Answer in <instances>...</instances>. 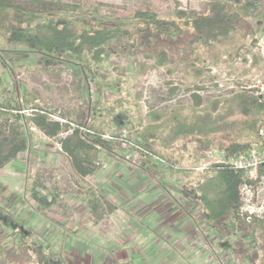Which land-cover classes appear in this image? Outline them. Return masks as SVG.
<instances>
[{
    "label": "rangeland",
    "instance_id": "obj_1",
    "mask_svg": "<svg viewBox=\"0 0 264 264\" xmlns=\"http://www.w3.org/2000/svg\"><path fill=\"white\" fill-rule=\"evenodd\" d=\"M68 1L114 6L124 20L137 10L170 16L177 9L205 10L211 2ZM256 1L264 7V0ZM40 19L0 9V107L8 110L3 119L9 123L20 115L28 139L27 149L0 169V248L7 251L6 261L264 264L258 247L261 232L240 220L245 216L241 211L237 216L230 214L224 220L209 222L201 196V181L214 175L211 166L222 165L225 160L220 152L210 159L206 151L224 149L232 141L243 139L248 129L249 117L233 95L246 90L257 97L255 91L264 85V55L257 48L258 38H264V17L245 18L252 31L242 43L222 46L218 59L204 50L199 60L188 43L164 41L150 48L134 40L110 50L99 69L86 61L48 55L22 38L21 25ZM35 95L38 98L34 100L31 96ZM116 100L121 103L116 109L119 120L104 127L105 133L113 136L108 139L112 148L102 151L103 166L92 176L81 177L74 171L59 143L65 133L51 138L31 120L38 113L32 110L33 105L38 104V110L53 114L50 119L74 128L77 110L81 109L89 122ZM213 104L217 116H203L215 131L211 146L194 133L178 137L169 133L179 107L204 111ZM149 126L158 129L159 140L164 139L166 145L147 143L143 154L130 141L137 130ZM257 138L251 147L262 148ZM163 148L176 154L179 168L193 170L203 161L209 168L205 172L193 170L185 177L150 151L164 152ZM255 184L253 203L264 216V178L259 175ZM34 191L54 199L52 206L46 208L36 202ZM111 205L116 208L110 215ZM97 213L106 216L98 221Z\"/></svg>",
    "mask_w": 264,
    "mask_h": 264
},
{
    "label": "trees",
    "instance_id": "obj_2",
    "mask_svg": "<svg viewBox=\"0 0 264 264\" xmlns=\"http://www.w3.org/2000/svg\"><path fill=\"white\" fill-rule=\"evenodd\" d=\"M0 9H12L22 15L41 16L40 20L21 25L22 38L48 55L62 56L63 59L79 63L86 61V64L96 69L103 67L110 50H118L134 40L150 48L164 41L176 45L188 43L199 60L204 50L218 59L222 46L227 43L232 46L242 43L252 31L250 21L245 18L264 17V7H259L256 0H211L205 10L177 9L170 16L137 10L127 20L118 17L114 6L85 5L68 0H0ZM29 97H26L27 101ZM31 98L35 100L38 97L35 95ZM232 98L239 103L243 114L249 117V130L244 131L243 135L240 133L243 139L234 140L224 148L228 158L247 152L259 140L257 131L264 124V105L250 91H238ZM33 106L37 109L39 105ZM120 106L119 100L110 103L103 114H96L89 122L84 120L82 110H77L73 116L74 128L59 120L50 119L51 113H39L41 110L38 109L31 120L51 138L65 133L59 139L61 148L69 156L76 174L86 177L95 174L103 166L102 151L112 148V141L104 137V127L107 123L119 120L116 109ZM212 107L204 111H197L193 106L179 107L174 113L177 117L173 121L175 125L169 133L175 137L194 133L198 139L205 138L208 146H211L215 131L211 121H204L203 116H217L214 113L215 105ZM6 111L8 110L0 107V169L18 158L28 147L24 127L19 121L20 115L9 123L8 119H3ZM105 115L110 119H106ZM83 127L89 131L83 130ZM158 132L156 127L150 126L139 129L130 142L141 152L146 149L147 143L157 147L164 143L165 146L164 139L159 140ZM163 150L164 152L155 149L150 151L163 159L174 172L182 173L185 177L192 174V169L178 167L176 154L164 148ZM209 170H214V175L201 181V196L208 221H220L230 214L237 216L238 212L242 213L240 190L247 180L243 170L228 164H216ZM32 198L46 208L54 203V199H48L39 191H34ZM97 207L98 204L95 209ZM115 208L116 206L111 205L108 210L113 212ZM2 217L0 209V218ZM240 220L261 232L258 247L264 257V216L253 217L251 221L244 216ZM6 253V250L0 248V264H9Z\"/></svg>",
    "mask_w": 264,
    "mask_h": 264
},
{
    "label": "built area",
    "instance_id": "obj_3",
    "mask_svg": "<svg viewBox=\"0 0 264 264\" xmlns=\"http://www.w3.org/2000/svg\"><path fill=\"white\" fill-rule=\"evenodd\" d=\"M258 47L262 50V55H264V38L259 37L257 42ZM257 94L258 100L261 103H264V85L262 86V90L255 91ZM33 111H38L37 109H32ZM40 112H44L41 110ZM51 116L53 114H50ZM105 138L111 139L113 136L105 134ZM259 137L261 139L262 148L251 147L247 152L241 153L238 156L228 158L226 157L225 149H210L206 151V157L213 158L214 154L220 152L221 155L225 157L223 165H231L234 168L242 169L245 176L246 181L241 186V196H242V214L245 215L248 221H251L253 217L260 216L262 212L258 207L253 203V191H256L255 183L257 181V177L263 179L264 178V125L259 130ZM132 144V143H130ZM147 149L143 150L146 151ZM147 153H149L147 151ZM218 163V162H217ZM208 162H200L198 165L193 167V170L196 172H205L209 167ZM255 182V183H254ZM245 213V214H244ZM263 215V214H262ZM261 215V216H262Z\"/></svg>",
    "mask_w": 264,
    "mask_h": 264
},
{
    "label": "crops",
    "instance_id": "obj_4",
    "mask_svg": "<svg viewBox=\"0 0 264 264\" xmlns=\"http://www.w3.org/2000/svg\"><path fill=\"white\" fill-rule=\"evenodd\" d=\"M95 174H96V173H95ZM93 175H94V174H93ZM90 176H92V175H90ZM86 177H87V176H86ZM107 213L111 215V210L108 211ZM107 213H106V214H107ZM112 213H113V212H112ZM97 214H98V213H97ZM108 214H107V215H108ZM104 215H105V213H102V215L98 214V215H97V216H98V218H97L98 221L101 220V219L103 218ZM105 216H106V215H105Z\"/></svg>",
    "mask_w": 264,
    "mask_h": 264
}]
</instances>
